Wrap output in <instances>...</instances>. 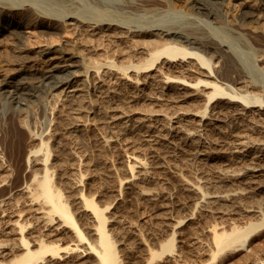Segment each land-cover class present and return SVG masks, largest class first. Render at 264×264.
<instances>
[{
  "label": "bare ground",
  "instance_id": "6f19581e",
  "mask_svg": "<svg viewBox=\"0 0 264 264\" xmlns=\"http://www.w3.org/2000/svg\"><path fill=\"white\" fill-rule=\"evenodd\" d=\"M19 3L24 8L0 0V14L18 11L26 19L34 17L45 35L59 34L62 23L73 37L59 45L44 43L39 52L16 63L0 78V95L19 107L18 121L25 127L28 102L42 94L56 95L52 114L67 122L64 132L76 143L105 125L113 139L102 138V148H112L118 156L117 165L104 169L116 182L113 204L129 198L154 206L162 216L158 227L166 226L170 238L158 241L157 251L137 227L129 226L124 234L115 230L122 241L129 234L137 238V246H129L122 259L109 233L120 226V217L114 205L101 208L90 198L101 190L82 173L89 163L79 160L68 139L60 141L56 123L42 132L27 126L26 136L18 133L25 166L20 180L0 128V264H153L164 256L176 261L182 249L176 235L188 222L198 225L189 229V242H198L200 231L210 236L204 248L214 259L244 248L250 251L251 238L264 228V101L255 84L233 80L243 72L238 55L201 19L219 24L217 7H223L233 33L260 32L264 37V0ZM178 12H186L185 19ZM77 54L85 61L97 57L102 62L73 72L70 69L79 66ZM42 59L55 60L32 79L21 76L37 73L36 62ZM90 77L97 81L105 112L86 121L84 113L97 111L87 107ZM58 103L63 112L56 109ZM229 115L242 126L226 130ZM118 139L122 143L117 148L113 141ZM184 157L212 167L214 173L187 178L176 169V187L185 200L164 191L169 181L159 174ZM68 158L75 161V175L64 177ZM55 174L70 185L71 207L54 183ZM237 219L245 220L244 226H232ZM253 262L262 264L259 258Z\"/></svg>",
  "mask_w": 264,
  "mask_h": 264
},
{
  "label": "rangeland",
  "instance_id": "374dc122",
  "mask_svg": "<svg viewBox=\"0 0 264 264\" xmlns=\"http://www.w3.org/2000/svg\"><path fill=\"white\" fill-rule=\"evenodd\" d=\"M13 1L14 5L18 8H24L23 5H20V0ZM102 1L107 2L109 0ZM220 8L222 9L220 10ZM217 9L219 10V24L212 23L208 18L201 19V22L205 24L208 30L218 38L226 40L234 48L236 54L238 55V58L243 66V72L236 74L233 80L235 82L246 80L255 84L260 88L258 96L264 101V37L260 35V32H244L241 35L233 33L230 30L228 17L223 11V7L218 6ZM138 15H142V13L139 12ZM179 15L182 16V19H185V16L187 14L186 12H180ZM59 24V26L61 27L59 29V34L45 35L40 30L42 27L39 25L38 19H35L34 17L26 19L24 17V14L18 11H6L3 14L1 13L0 31L2 36H0V78L2 79L3 76H5L6 73L9 72L10 68L13 67L16 63L22 61L27 56H33L34 54L39 52L42 49V45L44 43L59 45L63 43V41L71 39L73 37L72 31L67 29L66 26H64L62 23ZM261 27L263 29L264 25H262ZM219 31H221L222 33H220ZM3 32L7 35L3 34ZM73 48L74 47H72V49ZM109 56L114 57L113 54ZM74 57L78 58L76 59V61H79V66L70 69L73 72L84 71L88 66H96L102 62H99L97 60L99 58L97 57H94L92 61L82 60V58L78 54ZM54 60L47 61L45 59H42L40 61H37V66L35 67L37 69V73L30 74V72L26 71L22 73L21 76L32 79L33 76L40 75L44 70H46L51 62H54ZM60 73L65 74L66 71ZM96 82V79L94 81V79L90 77L89 85L92 89V92L90 91L91 95L87 107L88 109H92L95 106L97 107V111L93 113V115L84 113L83 119L86 121L88 119L93 120L99 118L100 116H102V113L105 112V106L99 98L100 93L98 92ZM60 91L61 89L56 90L55 94L58 95ZM55 96L42 94L39 98L28 102L29 104L25 109L27 116H24L27 117L24 119V123H26L25 127L24 124H21L18 121V116L20 117V114L17 113L20 112L19 107H16L10 102V100L0 95V128L1 130H3V133H6L5 137L8 142L10 153L19 166L18 172L16 174L18 180H20L24 175L25 166L23 159L24 156L23 154H21L23 153V148L21 147L22 150L18 148V139L16 141V138H18V133H22L25 136L27 135V126H31L32 129H36L37 131L42 132L48 129L51 124L53 126L56 123L55 126L57 127V131L59 130V138L62 137L61 139H63L60 141L64 142L68 138L71 139L69 137L71 135H67L69 134L67 131V133L64 132V130L67 128V122L62 120L63 122L61 123V119L57 120L58 116H54V113V115L52 114L53 107L56 106ZM57 105H59V103ZM192 108H194V106H192ZM56 109L60 111L62 110L61 112H63L64 110L62 105H59L58 107H56ZM229 116L228 126H226L225 128L226 130H233L234 127L238 129V127L240 128L242 126L238 119H236L232 115ZM58 122L61 124H59ZM62 133L64 135H62ZM251 136L255 140H258L260 137L258 132L256 131H253V133H251ZM104 137L113 139V134L108 128H106L105 125H102L100 129L89 133L88 135H86L85 139H81L77 143L75 142V138H72V141L68 139V141L66 140L65 142L69 143L68 146L71 147L75 153L77 152L76 154L78 155L79 160L82 159V163H89H87L88 167H83L82 173L84 175H87L89 178H92L94 180L92 181L95 187L101 190L98 195H92L90 196V198H93L101 208H104L105 206L111 204L113 207L114 205V210L120 217V226L115 227L114 231H110L109 233L112 234L111 236L115 241L119 255L122 257V259L128 256L129 246L132 248L137 246V238L135 235L129 234L127 236L125 234L126 241H122L120 237L116 236V232H122L123 234L125 232H128L129 226L137 227L139 234H141L147 242H150L152 247L158 251L160 250V247L156 246V243L158 241L165 242L170 238V232L167 231L166 226L162 228L158 227V222L162 219V216L159 215L160 212H158L157 209L154 208V206L139 204L138 202L130 200L129 198H125L121 203L113 204L116 182L111 176H109L110 171L104 169L107 166V169H109V167L112 169V165H117L118 156L117 153H114V150H112V148H109V150L108 148L105 150L104 148H102V138ZM73 142H75L76 145ZM121 143V140H115L113 141V146L118 148L120 147ZM18 149L21 151H19ZM101 149H103V151ZM82 154H86V156H81ZM74 162L75 161L71 160L70 158L66 160L65 170H63L62 173L64 177L75 175V171L73 170ZM176 169L179 170L187 178L196 177L206 173L212 175V177L214 176L212 167H204V165L188 157H184L180 160L174 161L171 163V165L167 166L165 169H162L159 174L163 177H166L169 181V184L162 187V189L166 192H176L177 196H180L183 200H185L187 197L176 187L177 180L174 176V172L177 171ZM118 173L120 176H122L123 174L122 172ZM57 177L58 175L55 174L53 179L54 183L61 189L65 200L68 202L69 207H71L72 205L68 197L70 185L67 182H60L59 178ZM178 214L180 213H177L176 215ZM220 221L221 220H216L217 223H219ZM244 224L245 220L237 219L232 226H244ZM193 226L198 225L193 222L186 223L184 225V230L176 235V239L178 240L176 245L182 248L180 252V258L178 260H169L167 256H164L156 259L153 264H255L253 262L255 258H259L262 264H264V228L258 230L251 238L252 249L250 247V251L244 248L240 251L227 253L217 259H214L210 253H207L205 251L204 248L205 245L210 242V236L200 231V240L198 242L194 241L193 243L189 242V229H191V227ZM232 226H223L222 228L225 230H230ZM180 234L182 235L180 236Z\"/></svg>",
  "mask_w": 264,
  "mask_h": 264
}]
</instances>
